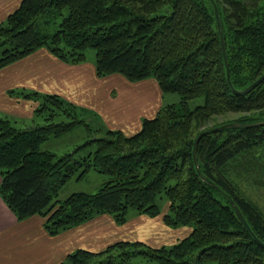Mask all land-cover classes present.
Wrapping results in <instances>:
<instances>
[{
	"label": "trees",
	"instance_id": "16d2710c",
	"mask_svg": "<svg viewBox=\"0 0 264 264\" xmlns=\"http://www.w3.org/2000/svg\"><path fill=\"white\" fill-rule=\"evenodd\" d=\"M40 47L73 64L85 61V49L93 48L99 76L153 77L161 94L179 95L177 103L143 117L130 135L108 128L97 136L98 128L80 122L96 136L94 143L87 139L59 157L40 144L79 123L52 120L55 108L74 117L65 108H74L72 102L27 92L22 97L43 100L34 111H48L47 123L18 128L0 117V197L17 219L44 216L50 234L99 213L123 223L130 211L158 215L163 193L164 222L191 227L171 246L118 241L101 252L78 249L60 264H132L136 254L156 264H264V247L222 194L232 197L264 242V214L240 184L264 186V124L202 135L199 170L220 190L200 179L191 151L202 130L264 119V80L246 95L233 91L264 72V0H20L0 23V68ZM200 96L203 101L191 108L188 100ZM92 144L93 150L80 154ZM91 169L107 178L97 191L56 198L70 178H84Z\"/></svg>",
	"mask_w": 264,
	"mask_h": 264
},
{
	"label": "crops",
	"instance_id": "0c3cea01",
	"mask_svg": "<svg viewBox=\"0 0 264 264\" xmlns=\"http://www.w3.org/2000/svg\"><path fill=\"white\" fill-rule=\"evenodd\" d=\"M20 0H0V23ZM55 94L97 110L106 125L130 135L142 118L161 107L163 94L152 77L128 81L120 73L99 76L89 61L66 63L45 47L0 68V116L31 115L36 101L22 94ZM168 203L158 215L130 211L123 223L99 213L50 234L44 216L17 219L0 197V264H60L78 249L101 252L118 241L138 242L145 247L171 246L191 230L189 225L169 226L163 220Z\"/></svg>",
	"mask_w": 264,
	"mask_h": 264
},
{
	"label": "rangeland",
	"instance_id": "374dc122",
	"mask_svg": "<svg viewBox=\"0 0 264 264\" xmlns=\"http://www.w3.org/2000/svg\"><path fill=\"white\" fill-rule=\"evenodd\" d=\"M61 17H57L55 19V24L60 21ZM57 25V24H56ZM86 61L93 62L94 60V54L95 50L93 48H86ZM160 105L164 106L167 103H177L179 100V95L177 93H162ZM60 96V95H59ZM63 98L62 96H60ZM33 99V98H32ZM39 99V98H38ZM66 101L70 102L68 99L64 98ZM35 100V99H34ZM203 101V98L195 97L188 100L189 106L192 108L196 105H200V103ZM43 102V100L36 101V105L33 108V112L31 115H1L2 117L7 118L13 126H16L18 128H22L25 126L35 125V124H45L47 123L45 120V116L47 115L48 111L45 109L40 111H34L36 107L40 105V103ZM72 102V101H71ZM74 105V108L65 107L69 110V112L74 117L67 115L62 109H57L56 113L52 117V120L54 122H60L65 121L69 122L72 119H75L79 123L74 124L71 130L61 134L60 136H50L49 139L43 141L40 144L41 149H47L52 150L57 157L62 156V154L70 153L74 150V148L78 145H81L85 142L87 139H92L91 143L93 142L94 136L93 134H90L86 131L85 125L80 122H88L90 127L92 129L98 128L96 130L95 135L97 136H104L105 130L109 128L108 125L102 120L99 112L97 110H94L92 108H88L86 106L78 105L74 102H72ZM0 116V117H1ZM95 148V145H89L86 146L85 150H82L80 154H85L87 150H93ZM106 175L102 174L101 172H97L96 170L91 169L87 172L86 176L81 179H75L70 178L65 184H63L62 188L58 191L57 199L64 200L65 197L70 195L71 193L75 192H95L97 191L98 187L106 181ZM241 190L244 191L246 196H248L250 199H252L256 205L261 209V211L264 214V186L259 187L255 185L246 184L245 182H241ZM158 203L160 207L162 208L165 204H167V199L163 195V193L159 194L158 197ZM130 262L132 264H156L155 261H146V259L140 257L139 255L132 256L130 258Z\"/></svg>",
	"mask_w": 264,
	"mask_h": 264
},
{
	"label": "water",
	"instance_id": "95a60500",
	"mask_svg": "<svg viewBox=\"0 0 264 264\" xmlns=\"http://www.w3.org/2000/svg\"><path fill=\"white\" fill-rule=\"evenodd\" d=\"M213 9H214V16H215V21H216V27H217V31L219 33V41L221 44V48H222V54L224 56V61L225 64H227V59L225 56V44H224V39H223V32L221 29V21L219 19V15H218V9H216L215 4H213ZM228 79V77H227ZM264 80V72L261 73L258 78L256 80H254L253 82L249 83L248 85H246V87L241 88V89H233V91L235 93H237L238 95H246L249 91H251L255 86H257L260 82H262ZM228 83L231 86V82L230 79H228ZM261 124H264V119H260L259 121H253V122H248V123H241V122H226L225 124L219 125V126H214L213 128L207 129V130H202V132H200L196 137L195 140L193 142V146H192V158H193V163H195V167H196V171L197 174L199 175L200 179L202 181L207 182L208 185H211L212 187H214L215 189L220 190V187L218 185H215L209 178H207V176L205 174H202L199 170V163L197 161V145L198 142L200 140V138L202 137V135L205 134H211L213 132L216 131H221L224 130L225 128H248V127H252V126H260ZM222 194L224 195V197H226L227 202L230 204V206L233 208L236 216L238 217V219H240V221H242L243 225L245 226V228L247 229V231H249L253 237V239L258 242L262 247H264V242H261L258 237L254 234L253 231L250 230L249 225L247 223V220L244 218L240 208L237 207L236 203L234 202V200L232 199L231 196L227 195L226 193L222 192Z\"/></svg>",
	"mask_w": 264,
	"mask_h": 264
},
{
	"label": "bare ground",
	"instance_id": "6f19581e",
	"mask_svg": "<svg viewBox=\"0 0 264 264\" xmlns=\"http://www.w3.org/2000/svg\"><path fill=\"white\" fill-rule=\"evenodd\" d=\"M263 73V72H262Z\"/></svg>",
	"mask_w": 264,
	"mask_h": 264
}]
</instances>
